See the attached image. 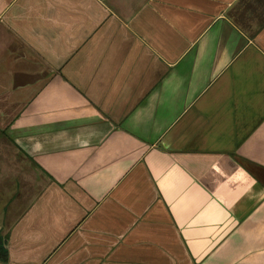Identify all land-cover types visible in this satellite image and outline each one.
Returning <instances> with one entry per match:
<instances>
[{"label": "crops", "instance_id": "1", "mask_svg": "<svg viewBox=\"0 0 264 264\" xmlns=\"http://www.w3.org/2000/svg\"><path fill=\"white\" fill-rule=\"evenodd\" d=\"M4 264H264V0H0Z\"/></svg>", "mask_w": 264, "mask_h": 264}, {"label": "trees", "instance_id": "2", "mask_svg": "<svg viewBox=\"0 0 264 264\" xmlns=\"http://www.w3.org/2000/svg\"><path fill=\"white\" fill-rule=\"evenodd\" d=\"M7 260V252L2 244V238H0V264H4Z\"/></svg>", "mask_w": 264, "mask_h": 264}]
</instances>
